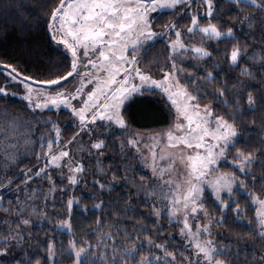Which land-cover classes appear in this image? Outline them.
<instances>
[{
	"label": "snow or ice",
	"instance_id": "6c2138e0",
	"mask_svg": "<svg viewBox=\"0 0 264 264\" xmlns=\"http://www.w3.org/2000/svg\"><path fill=\"white\" fill-rule=\"evenodd\" d=\"M37 36L0 56V264H264V0H0V51Z\"/></svg>",
	"mask_w": 264,
	"mask_h": 264
},
{
	"label": "trees",
	"instance_id": "16d2710c",
	"mask_svg": "<svg viewBox=\"0 0 264 264\" xmlns=\"http://www.w3.org/2000/svg\"><path fill=\"white\" fill-rule=\"evenodd\" d=\"M33 4L37 2V0H31ZM27 47V46H25ZM55 45L49 47L39 36L35 38V46L27 52L24 53L23 49L19 48V44L15 39L9 44L5 42L3 45V50L0 51V56L4 55V52L7 51L11 56H19V63L22 67L25 66V63L35 64L40 60H45L47 63L51 64L54 59H59L60 57L54 51ZM0 106H2V102H0ZM11 109L17 113L19 117L25 118V120H31L32 116L24 111L23 102L20 101L18 97L13 98V103L10 105ZM132 111L136 114L137 117V127L144 128L147 130H154L161 126H165L167 124V105L162 103L160 100L152 98L148 100H138L135 102ZM39 118V117H37ZM25 131H28L27 128H20L18 132H11L6 134V129L4 124H0V141L2 142V147L9 145V137L22 135ZM0 153H3L0 151ZM31 151L25 153L21 158L24 161V167H31L33 164ZM90 176L91 173H88ZM34 187L36 185H33ZM95 189L89 186V191H94ZM117 192L112 193V195H117ZM98 199H105L103 195L97 192ZM94 201L91 200H83L82 203H87L91 205ZM243 206V205H242ZM43 207V205H41ZM60 210V209H58ZM89 220H85L83 216L77 215L76 219L73 221V226L75 227L77 221H81L85 224L90 223ZM107 230V229H106ZM42 235L43 232L49 231L48 225L45 223L43 228L39 230ZM172 231V229H169ZM62 264H68V261L65 260Z\"/></svg>",
	"mask_w": 264,
	"mask_h": 264
},
{
	"label": "rangeland",
	"instance_id": "374dc122",
	"mask_svg": "<svg viewBox=\"0 0 264 264\" xmlns=\"http://www.w3.org/2000/svg\"><path fill=\"white\" fill-rule=\"evenodd\" d=\"M9 140H10V137H9ZM22 145H23V142L21 141L19 146L22 148ZM12 147H14V145H11L10 143H9V145H6L5 147H2V142L0 141V151H2L3 153L5 152L6 149H11ZM24 154H25V152L21 151L18 154V156L21 158ZM93 167H95L94 164H93Z\"/></svg>",
	"mask_w": 264,
	"mask_h": 264
}]
</instances>
